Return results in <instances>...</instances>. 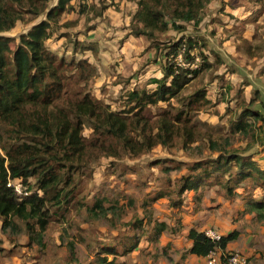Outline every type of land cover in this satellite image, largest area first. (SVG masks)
Instances as JSON below:
<instances>
[{
    "label": "rangeland",
    "instance_id": "obj_1",
    "mask_svg": "<svg viewBox=\"0 0 264 264\" xmlns=\"http://www.w3.org/2000/svg\"><path fill=\"white\" fill-rule=\"evenodd\" d=\"M56 2L48 0L34 8L7 4L18 17L10 30L0 33L11 39L5 51L8 60L19 36L45 19L42 9ZM70 6L51 23L46 41L50 52L71 62L65 72L69 83L65 100L88 93L107 105L109 112H120L127 91L155 88L150 81L162 76L166 48L179 38L193 39L191 67L202 66V70L168 102L149 106L138 115L117 116L124 129L127 121H138L153 137L163 117L173 120L182 113L178 123L173 121L170 137L151 149H128L106 129L95 130L87 122L69 130L80 137V147H66V138L52 137L66 163L61 186L69 200L46 205L44 230L36 219L15 217L4 222L0 217V264H89L104 253V246L131 236L135 221L147 233L154 224L164 223L163 244L143 236L138 251L117 254V264H200L186 252L190 227L211 228L220 235L237 231L238 238L227 250L245 255L249 264H264V188L247 181L233 192L222 183L182 194L175 189L194 162L220 153L250 155L264 168V0H209L199 12L197 25L177 21L182 31L170 25L169 10L167 30L155 31L153 39L133 33L141 28L133 21L137 0H71ZM83 60L91 76L75 66ZM181 60L178 55L177 61ZM197 90L205 93L209 103H189ZM246 109L257 117L240 118L249 125L247 131L233 130L231 125ZM24 116L28 122L42 120L45 125L54 118L56 128L60 121L71 122L63 102L46 109L27 106ZM128 136L137 142L142 139L140 132L130 131ZM0 140L7 147L27 137L15 138L9 125L0 122ZM28 182L33 186L35 179ZM247 200L263 207L250 210Z\"/></svg>",
    "mask_w": 264,
    "mask_h": 264
},
{
    "label": "trees",
    "instance_id": "obj_2",
    "mask_svg": "<svg viewBox=\"0 0 264 264\" xmlns=\"http://www.w3.org/2000/svg\"><path fill=\"white\" fill-rule=\"evenodd\" d=\"M47 1L0 0V33L10 30L18 19L16 9L9 8L8 3L18 8L23 4L34 8ZM70 1L57 0L54 6L42 9L46 10L45 19L19 36L18 46L13 52L11 61L5 56L6 47L11 39L0 36V122L9 125L15 138L27 137V140L15 141L7 147L3 146L0 140V149L3 152L0 154V217L4 222L15 217H23L26 220L36 219L41 230H44L48 223L46 205L55 203L59 206L69 200L65 186H61L65 179L63 165L66 163L52 137L57 140L66 138L68 140L66 147L72 149L80 147L82 145L80 137L75 134V130L70 132L69 130L71 125L81 128L87 122L95 130L106 129L107 133L121 140L128 149L138 151H142L143 148L151 149L156 143H164L165 139L170 137L172 123L173 121L178 123L182 113L175 114L173 120L163 117L158 122V129L153 137L145 134L144 127H141L138 121H127L124 129L125 123H121V119L117 116L122 118L123 115L125 117H129L130 114L138 115L149 106L168 102L177 97L192 77L202 70V66L191 67L195 60V56L190 53L195 47L193 39L179 38L166 48V60L161 66L162 76L150 81L155 88L151 91L136 88L127 91L120 112H109L107 105L91 98L88 93H84L80 98L65 100L69 85L65 72L71 62H66L63 57L50 52L46 47V41L51 37V23L57 22L63 13L72 9ZM204 1L209 2V0H137L138 8L133 21L140 24L141 28L136 27L133 33L153 39L155 31L167 30L165 13L169 10L170 25L175 30L184 29L177 21H192L197 25L201 21L199 12L203 8ZM178 55L182 56L181 62L177 61ZM75 66L81 70V73L91 76L92 70L86 61L77 62ZM60 102L64 103L67 114L71 116V122L67 124L60 121L59 128H56L58 123L54 118L45 125L42 120L28 122L24 116V109L27 106L46 109ZM189 103L209 102L205 98V93L197 90L189 97ZM165 114L163 115L166 116ZM244 116L257 117L256 114H250L247 109L244 110L239 120L231 125L233 130H248L247 122H242L240 119ZM261 120L264 121V118L262 117ZM49 126L51 127L48 128ZM130 131L140 132L141 141H134L128 136ZM137 144L142 147L136 148ZM59 165L63 168H59ZM189 170V174L181 177L177 183L175 189L178 193L196 192L211 183H222L227 192H233L247 181L254 187L264 188V168L260 167L250 155L236 152L220 153L214 158L194 162ZM31 178L35 179L33 186L28 182ZM15 179L26 187L29 192L27 195H19L14 187L8 186V182ZM38 191H41V194ZM247 205L250 210L263 207L261 202L255 200H247ZM131 226L134 230L131 236L118 240L117 244L104 246L102 248L104 253L98 254L95 261L89 264H117L115 259L117 254L132 252L138 247L143 236L151 241H157L166 229L164 223L154 224L150 233L143 231L140 221L133 222ZM187 238L191 241V246L186 252L203 258L216 247L226 251L227 245L238 238V232L231 231L221 235L219 240L211 241L205 236L204 231L191 228Z\"/></svg>",
    "mask_w": 264,
    "mask_h": 264
},
{
    "label": "built area",
    "instance_id": "obj_3",
    "mask_svg": "<svg viewBox=\"0 0 264 264\" xmlns=\"http://www.w3.org/2000/svg\"><path fill=\"white\" fill-rule=\"evenodd\" d=\"M8 186L14 187L15 191L19 195H27L29 192L26 187L23 186L19 180H11L8 182ZM205 236L211 241H217L220 238V233L211 228L203 230ZM200 264H249L248 258L238 252L223 251L219 247L214 248L208 255L202 258Z\"/></svg>",
    "mask_w": 264,
    "mask_h": 264
},
{
    "label": "crops",
    "instance_id": "obj_4",
    "mask_svg": "<svg viewBox=\"0 0 264 264\" xmlns=\"http://www.w3.org/2000/svg\"><path fill=\"white\" fill-rule=\"evenodd\" d=\"M191 228H194V227H190V228H188L187 229V233H188V231H189V229H191ZM194 229H196V228H194ZM196 230H198V229H196ZM200 231V230H199ZM202 231V230H201ZM187 233H186V237H187ZM228 232H225L224 234H222V235H225V234H227ZM162 234V233H161ZM161 236V235H160ZM159 236V238H158V240H161V237ZM140 242V241H139ZM159 243H162L163 244V242H162V240L161 241H159ZM186 247H187V249L188 248H190V246H191V241L190 240H188V238H187V242H186ZM227 247H228V245H227ZM138 248V247H137ZM137 248L136 249H134L133 251L135 252V251H138L137 250ZM132 251V252H133ZM190 259H196V261H200V260H202V257H197V256H195V255H191L190 254ZM201 262V261H200Z\"/></svg>",
    "mask_w": 264,
    "mask_h": 264
}]
</instances>
